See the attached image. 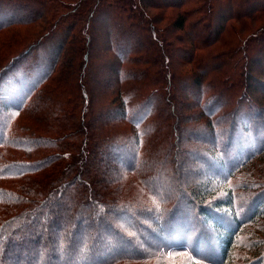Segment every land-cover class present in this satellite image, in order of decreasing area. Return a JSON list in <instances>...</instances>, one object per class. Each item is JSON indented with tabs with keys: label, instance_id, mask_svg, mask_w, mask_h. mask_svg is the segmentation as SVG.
<instances>
[{
	"label": "trees",
	"instance_id": "16d2710c",
	"mask_svg": "<svg viewBox=\"0 0 264 264\" xmlns=\"http://www.w3.org/2000/svg\"><path fill=\"white\" fill-rule=\"evenodd\" d=\"M260 56L264 0H0V264L226 260Z\"/></svg>",
	"mask_w": 264,
	"mask_h": 264
},
{
	"label": "rangeland",
	"instance_id": "374dc122",
	"mask_svg": "<svg viewBox=\"0 0 264 264\" xmlns=\"http://www.w3.org/2000/svg\"><path fill=\"white\" fill-rule=\"evenodd\" d=\"M257 57V56H256ZM261 60L256 59L255 65L253 66V88L251 89V103L254 105L251 112L254 113L258 111L261 114V122L264 123V57L260 56ZM248 110L244 109L247 117L242 118V124L246 125L248 117ZM258 116V115H257ZM258 118L256 117L255 120ZM248 120V121H249ZM247 147V146H246ZM254 146L250 147L247 152L245 164L235 165L234 167H228L232 171V177L228 180V186L223 182L213 180L212 185L214 188L220 185L219 192L213 194L210 199L212 202L213 198L221 197L224 195L225 189L230 186L234 191L236 198L235 203L232 205V209L223 208L221 210L216 208L214 211L218 213L221 219H224L228 223L229 228L235 227L233 223V217L241 218L243 225H237L236 229L238 231L237 236L232 247V251L228 256L222 258L218 245L220 244L217 235L211 233L212 236L205 235V240L202 241L198 248L201 254L206 258H198L190 253L182 252L176 255L174 262H179V264H264V154L253 155L252 152L258 153L259 151L254 150ZM191 154V152H189ZM236 152H229L226 156L227 159L234 158ZM236 162V161H234ZM244 163V162H243ZM191 167H185L186 171H190ZM195 169H198L195 167ZM201 170L208 171L207 168L201 167ZM215 172L219 171V168L215 165L212 168ZM200 171V170H199ZM222 172H220L221 174ZM203 174V172H202ZM219 174V173H218ZM206 177H209L206 175ZM224 176L217 179H223ZM261 206V207H260ZM257 210H260L258 213ZM222 211L224 213H222ZM221 212V213H220ZM210 240L212 243L210 245H205V241ZM200 256V255H199ZM222 258V259H221ZM262 261V262H260ZM182 262V263H181Z\"/></svg>",
	"mask_w": 264,
	"mask_h": 264
},
{
	"label": "snow or ice",
	"instance_id": "6c2138e0",
	"mask_svg": "<svg viewBox=\"0 0 264 264\" xmlns=\"http://www.w3.org/2000/svg\"><path fill=\"white\" fill-rule=\"evenodd\" d=\"M194 251V254L196 255H200V257L203 259V258H206L203 254H201L200 252H198L197 250L193 249Z\"/></svg>",
	"mask_w": 264,
	"mask_h": 264
}]
</instances>
